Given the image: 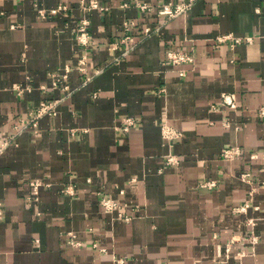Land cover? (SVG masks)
Here are the masks:
<instances>
[{"label": "crops", "instance_id": "obj_1", "mask_svg": "<svg viewBox=\"0 0 264 264\" xmlns=\"http://www.w3.org/2000/svg\"><path fill=\"white\" fill-rule=\"evenodd\" d=\"M98 1L109 8L0 0V137L15 135L0 155V264H264V0ZM167 2L187 7L168 17ZM171 48L196 60L170 63ZM53 73L68 78L55 85ZM56 98L58 113L34 126L33 109ZM163 121L183 132L172 146ZM230 146L245 153L225 159ZM35 179L51 185L32 200ZM105 196L136 206L134 218Z\"/></svg>", "mask_w": 264, "mask_h": 264}, {"label": "built area", "instance_id": "obj_2", "mask_svg": "<svg viewBox=\"0 0 264 264\" xmlns=\"http://www.w3.org/2000/svg\"><path fill=\"white\" fill-rule=\"evenodd\" d=\"M134 3L137 7H139L141 10L143 11H153L155 10V7L153 6V4L145 1V0H134ZM62 8H66L67 5H62ZM187 7V4H174V3H164L162 4V6L159 7L158 11L160 14L162 15H168V17H174L176 16L178 13H181L182 11H184ZM82 8L84 10V12H89L92 11L94 9H101V10H106L109 7L103 5L100 1L98 0H82ZM52 12H55L56 10H51ZM41 13L43 16L46 15V12L44 10H41ZM90 23L91 20L90 18L84 17L81 20V26L80 29L82 31L81 33V42L82 43H87L88 42V36H89V28H90ZM135 22L134 21H130L126 23V27L130 28V26L134 25ZM151 32V28L147 29V34H149ZM128 38L133 39L131 36H128ZM232 39V44H239L243 41L245 42H253L254 37L253 36H246V37H236L232 34H226V35H221L218 37V41L219 42H226ZM88 60V55L85 53L82 58L80 59V69L81 70H85L86 67V62ZM196 60V52L194 51V49H190V50H186V49H178V48H171L168 50L167 52V61L173 64H184V63H193ZM71 68L68 67V71ZM54 77L56 78L54 81L55 85H58L60 82L62 83L63 80L68 78V74H57V73H53ZM181 74H184V69L181 71ZM64 78V79H63ZM68 85H65L64 88H68ZM16 88L19 90L20 93H23L24 91H26L27 89H30V86H25L23 84H17ZM162 91H165V88L161 89ZM62 99L60 98H56V99H52V100H43L38 106H36L32 113H31V117L29 119V121L34 125V126H38L39 120L41 117L49 114V115H56L58 113V105L61 102ZM224 100L227 104H230V106L232 107H236L237 106V98L235 94H231V95H226L224 96ZM258 114L261 118H264V105L259 109ZM137 124V120L136 118H134L133 116H129L126 118L125 123L123 125V129L125 131H129L133 126H135ZM162 132H163V137L165 138L166 142L169 144V146H172V143L174 142V140L180 138L183 135L182 130L175 128L174 126H172L171 124H169L166 121H163L162 123ZM15 140V135L14 134H9L7 136L4 137H0V155H2L6 149L8 148V146ZM245 153V150L243 148H241L240 146H230V147H226L223 151V157L225 159H235L236 157H239L241 155H243ZM259 154L258 153H252V158H258ZM167 162L169 164H178L179 163V159L172 154V152H169L168 156H167ZM251 176L250 172H245L243 173V177L245 179H249V177ZM32 184V195H31V199L32 200H36L39 198V194H40V189L41 186L45 185V186H50L51 183H47L41 179H35L31 182ZM217 182L216 181H209L207 183H205L206 186L209 187H213L216 186ZM63 191L66 194H70V195H75L76 194V188L73 185H69L65 188H63ZM103 205L105 206V208H107L108 210H116L119 209L121 212L120 214L122 215L123 213V209L124 207H126V204L123 205L120 201L113 199V198H107L103 201ZM133 209V208H132ZM243 210H247V206L246 204L243 205L240 208V211ZM1 211V208H0ZM128 213H130V211H127ZM127 220H129L130 218H126ZM251 222L253 224H255V219L252 218ZM231 248L229 247L228 250H230ZM118 264H124L125 263V258H120L116 260Z\"/></svg>", "mask_w": 264, "mask_h": 264}, {"label": "rangeland", "instance_id": "obj_3", "mask_svg": "<svg viewBox=\"0 0 264 264\" xmlns=\"http://www.w3.org/2000/svg\"><path fill=\"white\" fill-rule=\"evenodd\" d=\"M107 198H111L110 196H105V197H103L102 199H101V203H102V205H103V201L105 200V199H107ZM114 199V198H113ZM117 200V199H116ZM104 206V205H103ZM136 207V206H135ZM134 206H130V205H128V207L126 206V208L124 207V209H123V213H122V215L120 214V212H119V215L122 217V218H124L126 221H130V220H132L133 218H134V213H133V211H131V210H133L134 208H135ZM128 208H130V210L128 209ZM133 208V209H132ZM137 208V207H136ZM130 211V213H128L127 211ZM130 218L129 220H127L126 218ZM81 244H82V242H81ZM94 246L96 247V248H99L100 246L98 245V243H95L94 244ZM103 251H104V248H103ZM107 251V250H106ZM120 258H125V257H120V256H117L116 255V257L114 258V262H115V264H118V263H116L117 261V259H120ZM126 261H127V258H125V263L124 264H126Z\"/></svg>", "mask_w": 264, "mask_h": 264}]
</instances>
